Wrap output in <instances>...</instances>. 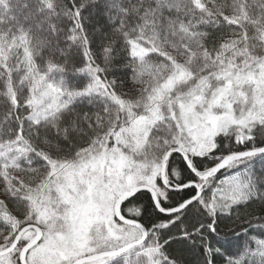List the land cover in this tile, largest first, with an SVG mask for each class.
Wrapping results in <instances>:
<instances>
[{
    "label": "snow or ice",
    "instance_id": "1",
    "mask_svg": "<svg viewBox=\"0 0 264 264\" xmlns=\"http://www.w3.org/2000/svg\"><path fill=\"white\" fill-rule=\"evenodd\" d=\"M0 264H264V0H0Z\"/></svg>",
    "mask_w": 264,
    "mask_h": 264
}]
</instances>
